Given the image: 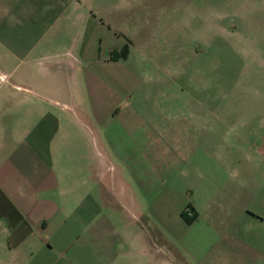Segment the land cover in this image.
<instances>
[{"label": "rangeland", "instance_id": "374dc122", "mask_svg": "<svg viewBox=\"0 0 264 264\" xmlns=\"http://www.w3.org/2000/svg\"><path fill=\"white\" fill-rule=\"evenodd\" d=\"M56 2L36 8L45 11L44 19L25 28L24 38L15 45L6 42L14 55L6 65L0 64V93L11 66L13 74H20L32 59L38 62L44 54L68 50L79 59H88V69L107 81L118 96L142 97L124 104L137 114L133 135L139 142L140 163L111 157L96 167L79 160L70 170L71 180L63 185H70L74 195L66 201L78 214L72 215L78 225L76 242L95 230V238L106 245L102 248L106 264H163L154 260L159 255L167 256L164 264H198L196 235L203 219L189 224L179 216L188 202L203 210L198 162L221 160L232 166L237 163L243 170L242 162L248 161L250 175H264V0ZM1 12L10 14L5 2H0ZM90 14L102 24L92 21ZM8 33L0 31V37ZM121 42L128 48L126 59L105 60L108 47L117 45V50ZM198 68H205V79L216 81L221 118L206 120L205 153L199 155L196 146L190 157L181 159L172 151L174 157L167 162L166 155L171 157V153L155 140L157 130L166 126L157 114L199 110L197 83L203 76ZM26 75L24 80L38 76L34 68ZM75 78L84 77L79 72ZM121 103L112 105L113 115ZM77 110L80 113V106ZM105 123L122 133L117 119ZM90 142L88 137V148ZM125 152L131 155L133 150ZM123 188L127 194L119 198L112 191ZM139 228L141 245L130 237ZM163 240L171 247L162 246ZM152 243L156 246L150 247ZM83 256L100 264L95 253Z\"/></svg>", "mask_w": 264, "mask_h": 264}, {"label": "crops", "instance_id": "0c3cea01", "mask_svg": "<svg viewBox=\"0 0 264 264\" xmlns=\"http://www.w3.org/2000/svg\"><path fill=\"white\" fill-rule=\"evenodd\" d=\"M41 1H0L10 12L0 13V31L10 32L0 37V64L6 65L14 55L6 42L15 45L26 35L21 33L25 28L43 21L45 11H40L45 6L62 0ZM89 18L102 24L95 14ZM116 46L108 47L105 60L126 59L128 48L120 53L121 45L117 50ZM42 56L44 60L38 62L30 58L32 62L22 69L27 72L34 68L40 78L24 80L26 72L13 74L11 66L6 73L5 90L0 93V264H92V258H84L86 252L95 253V260L106 264L102 262V248L106 245L95 238V230L85 240L76 242L78 225L72 215L78 214L66 201L74 195L70 185H63L71 180L70 170L79 160L96 167L111 157L124 163H140L141 155H136L140 153L136 148L139 142L133 135L137 114L127 105L142 97L118 96L107 81L88 69V59H79L68 50ZM200 71L203 77L197 83L199 110L157 114V118L165 119L166 126L157 130L155 140L162 150L171 153V157L166 155L167 162L174 157L172 151L181 159L190 157L196 146L202 151L199 155L205 153L206 120L221 118L216 81L205 79V68H198ZM79 72L84 77L81 81L75 78ZM63 75L65 80L60 77ZM119 101L120 108L113 115L110 108ZM114 119L122 133L105 126L107 120ZM126 149L133 153L127 155ZM242 163L243 170L237 163L232 166L221 160L203 158L198 162V189L205 196L203 210L188 202L182 210L193 215L189 222L179 210L181 219L189 224L203 219L196 235L198 264H264V175H250L251 162ZM112 191L118 198L127 194L125 188ZM136 232L131 240L141 245L138 239L142 229ZM141 237L142 234V241ZM161 245L171 247L166 240ZM154 260L168 263L166 255Z\"/></svg>", "mask_w": 264, "mask_h": 264}, {"label": "trees", "instance_id": "16d2710c", "mask_svg": "<svg viewBox=\"0 0 264 264\" xmlns=\"http://www.w3.org/2000/svg\"><path fill=\"white\" fill-rule=\"evenodd\" d=\"M126 43H123V45L121 46L120 48V53H124L126 51ZM181 215L184 217V219L189 222L192 218H193V215H191V213L187 212V210H182L181 211Z\"/></svg>", "mask_w": 264, "mask_h": 264}, {"label": "built area", "instance_id": "2783aa9c", "mask_svg": "<svg viewBox=\"0 0 264 264\" xmlns=\"http://www.w3.org/2000/svg\"><path fill=\"white\" fill-rule=\"evenodd\" d=\"M188 213H189V211H188Z\"/></svg>", "mask_w": 264, "mask_h": 264}]
</instances>
